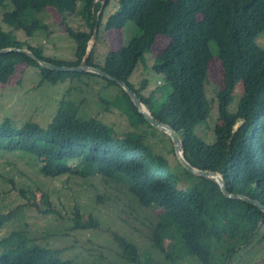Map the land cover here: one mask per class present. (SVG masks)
I'll return each instance as SVG.
<instances>
[{
	"label": "trees",
	"instance_id": "1",
	"mask_svg": "<svg viewBox=\"0 0 264 264\" xmlns=\"http://www.w3.org/2000/svg\"><path fill=\"white\" fill-rule=\"evenodd\" d=\"M109 4L104 29L120 30L130 22L139 35L126 46L105 52L102 65L93 63L91 49L87 65L125 82L154 119L178 134L184 158L192 167L219 173L228 194L264 206V47L255 42L264 30V0H0L1 23L9 28L0 26V50L26 49L43 62L77 67ZM47 10L62 19L79 17L86 27L74 31L66 26L75 44L73 60L45 57L14 35L18 31L33 37L46 26L37 15ZM157 36L166 37L168 43L154 54L151 70L163 80L144 95L148 81L135 88L129 79L138 64L144 65V55L151 53ZM211 43L216 44L222 71L214 99L205 92L213 58ZM23 66L22 72L31 69L38 73L41 84L89 76L116 87L120 95L110 106L125 116L130 128L119 133L97 118H81L75 108L61 104L44 126L30 120L13 125L10 119H3L0 157L13 156L44 178L97 176L104 183L119 185L139 207L158 212L152 246L167 257L177 242L200 264H227L229 255L249 244L262 229L264 214L256 206L225 197L214 181L183 169L168 136L151 127L114 82L90 73L50 71L25 53L9 52L0 54V85L7 84ZM240 82L241 96L230 112L228 106ZM214 106L215 123L211 141L206 142L196 128L207 122ZM147 130L167 139L169 149L160 152L147 138ZM42 203L49 205L45 195ZM10 216L0 215V227ZM75 223L84 226L78 217ZM90 226H96L92 219ZM164 240H168L167 249ZM119 243L123 257L137 261L136 247L123 238ZM215 245L220 246L214 250L216 254ZM55 255L21 234L0 241V264H66Z\"/></svg>",
	"mask_w": 264,
	"mask_h": 264
},
{
	"label": "rangeland",
	"instance_id": "2",
	"mask_svg": "<svg viewBox=\"0 0 264 264\" xmlns=\"http://www.w3.org/2000/svg\"><path fill=\"white\" fill-rule=\"evenodd\" d=\"M2 12L0 9V26L9 30L1 23ZM110 12L109 4L103 12L101 26L94 28L87 44V52L91 49L95 52L92 55L93 63L99 65L103 63L105 52L124 47L139 35L130 22L120 30L106 31L103 25ZM37 18L46 25L42 30L31 38L16 31V38L29 43L50 59L73 60L75 44L65 29L68 26L74 31L86 30L81 19L76 16L62 19L48 10L37 15ZM255 42L264 47V30L257 35ZM167 43L166 37L157 36L151 46V53L144 55V65L138 64L129 79L135 88H139L144 80L148 81L149 86L143 91L144 95H148L163 80L162 75L151 70V64L154 54L160 52ZM210 52L213 58L208 68L205 92L208 98L214 99L221 85L222 71L216 57L215 43L210 44ZM24 69V66L20 67L7 84L0 85V122L8 118L13 125L30 120L44 126L61 104H67L75 108L81 118H97L119 133L130 128L125 116L112 107L116 102L113 100L120 95L116 87H108L102 80L89 76L46 85L40 83L38 73L31 69L22 72ZM241 87V82L235 87L228 106L230 112L237 106ZM215 118L214 106L207 122L196 128L197 134L206 142L211 141ZM149 132L147 130V138L158 145L160 152L169 149L167 139L160 137L157 132L153 135ZM44 195L49 205L42 203ZM9 213L10 218L0 227V241L12 234H21L29 242L54 251V257L62 263L200 264L196 257L185 254L177 242L170 248L168 257L155 249L152 246V234L159 221L158 212L139 207L136 200L119 185L104 183L97 176L87 179L67 176L44 178L23 161L3 155L0 157V215ZM77 217L83 227H77ZM90 219L96 222V226L88 227ZM263 235L264 226L249 244L235 249L229 255L227 264H264ZM119 238L136 247L137 261L131 262L123 257ZM163 244L167 249L168 240H164ZM218 247L214 246V253Z\"/></svg>",
	"mask_w": 264,
	"mask_h": 264
},
{
	"label": "water",
	"instance_id": "3",
	"mask_svg": "<svg viewBox=\"0 0 264 264\" xmlns=\"http://www.w3.org/2000/svg\"><path fill=\"white\" fill-rule=\"evenodd\" d=\"M101 1V0H100ZM9 52H22L30 56L32 59H34L41 67L50 70V71H56V72H78V73H90L98 75L102 78H105L111 82H114L116 85H118L129 97L131 103L136 108L137 112L143 116V119L154 129L164 133L171 141L174 156L178 162V164L185 169L189 174L204 177L207 179H210L214 181L221 191V193L227 197V198H237L241 199L242 201L252 204L256 206L263 214H264V206L260 205L257 201L250 200L244 196L240 195H231L228 194L224 187V181L222 176L219 173L216 172H209V171H203L196 169L192 167L184 158L183 149L181 145L180 138L178 134L168 125L163 124L156 119H154L146 107L139 101L136 94L126 85L125 82L117 80L116 78L110 76L109 74L105 73L104 71L87 65L86 58L88 56V52L85 55L84 60L80 63L77 67H65V66H57L51 63H46L41 60H39L37 57H35L30 51L26 49H17V48H5L0 50V54L9 53ZM238 125L235 126L237 128Z\"/></svg>",
	"mask_w": 264,
	"mask_h": 264
}]
</instances>
